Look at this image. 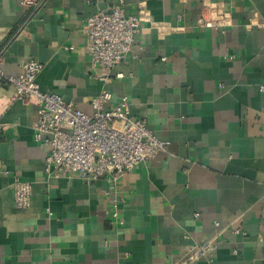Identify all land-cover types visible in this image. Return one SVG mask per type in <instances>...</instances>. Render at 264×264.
Returning <instances> with one entry per match:
<instances>
[{"label": "crops", "instance_id": "0c3cea01", "mask_svg": "<svg viewBox=\"0 0 264 264\" xmlns=\"http://www.w3.org/2000/svg\"><path fill=\"white\" fill-rule=\"evenodd\" d=\"M38 1L0 0V68L40 60V89L88 114L100 91L109 104L126 95L167 144L115 182L48 177L35 105L0 86V264H180L211 237L194 264H264V0H122L142 20L108 73L93 69L83 26L119 0ZM206 1L230 24H198ZM3 169L30 182L28 207Z\"/></svg>", "mask_w": 264, "mask_h": 264}, {"label": "built area", "instance_id": "2783aa9c", "mask_svg": "<svg viewBox=\"0 0 264 264\" xmlns=\"http://www.w3.org/2000/svg\"><path fill=\"white\" fill-rule=\"evenodd\" d=\"M87 1L94 3V0ZM23 2L40 4L38 0ZM141 20L139 14L126 12L122 0L86 18L83 26L85 48L94 70L108 73L116 67L129 52L134 35L140 30ZM197 20L205 27L223 29L230 24V14L221 3L206 1ZM19 66L17 75L6 74L0 68V86L13 87L11 100L22 99L35 105L37 117L32 129L35 140L49 146L44 159V172L48 177L77 175L91 183L107 175L115 182L126 171L154 157L167 144L155 136L145 119L130 114L126 95L118 103L109 104L112 95L102 90L91 99L92 113L88 114L73 100H65L55 92L40 89L36 80L43 68L40 60L30 57ZM114 77L122 78L124 73L116 71ZM3 173L11 175L7 169H3ZM11 176L16 207H28L30 182L19 179L17 175ZM194 216L198 217V214ZM216 243L217 239L211 237L193 245L180 264H194L201 257L210 255Z\"/></svg>", "mask_w": 264, "mask_h": 264}]
</instances>
